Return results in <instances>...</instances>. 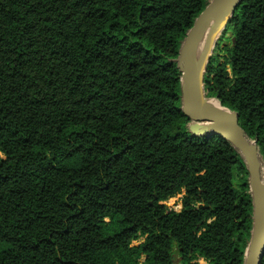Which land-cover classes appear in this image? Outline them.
Segmentation results:
<instances>
[{
	"label": "trees",
	"instance_id": "trees-1",
	"mask_svg": "<svg viewBox=\"0 0 264 264\" xmlns=\"http://www.w3.org/2000/svg\"><path fill=\"white\" fill-rule=\"evenodd\" d=\"M212 1L0 0V264H246V161L183 112L181 47ZM227 33L202 91L264 169V0Z\"/></svg>",
	"mask_w": 264,
	"mask_h": 264
},
{
	"label": "water",
	"instance_id": "water-1",
	"mask_svg": "<svg viewBox=\"0 0 264 264\" xmlns=\"http://www.w3.org/2000/svg\"><path fill=\"white\" fill-rule=\"evenodd\" d=\"M240 2L241 0H229L228 2L227 0H213L211 2L198 17L187 35L181 47L178 67L182 73L183 112L192 120L191 131L195 134L202 132L224 136L232 142L246 161L250 177V190L255 204V226L245 263L262 264L264 259V169L259 149L241 128L238 114L221 106L219 111H212L205 105L206 99L202 85L206 66L203 68L204 71L200 80L193 64L196 43L213 17L221 10L231 16ZM207 60L209 61V58ZM227 133L232 136L229 137Z\"/></svg>",
	"mask_w": 264,
	"mask_h": 264
},
{
	"label": "bare ground",
	"instance_id": "bare-ground-1",
	"mask_svg": "<svg viewBox=\"0 0 264 264\" xmlns=\"http://www.w3.org/2000/svg\"><path fill=\"white\" fill-rule=\"evenodd\" d=\"M228 1L229 0H227V2ZM228 16L229 15L226 12L222 10L219 11V13H217L210 21V23L207 25L208 27L204 29V31L202 32V34L198 39V42L196 43L195 50L193 53V64L195 70H197L198 72L200 80L204 71L202 67L204 68L205 66L204 63L206 64L205 60L207 59L210 51L214 49L213 47L219 37L218 32L220 28H222L221 25L225 24V21L228 18ZM204 103L212 111H219L221 109L220 105L215 100H205ZM227 135L229 137L232 136L230 133H227Z\"/></svg>",
	"mask_w": 264,
	"mask_h": 264
},
{
	"label": "rangeland",
	"instance_id": "rangeland-1",
	"mask_svg": "<svg viewBox=\"0 0 264 264\" xmlns=\"http://www.w3.org/2000/svg\"><path fill=\"white\" fill-rule=\"evenodd\" d=\"M230 17V16H229ZM227 20V19H226ZM226 23V21H225ZM223 25V26H222ZM218 32L219 34V37H218V40L216 41L215 45H214V49L212 51H210L208 58H210L212 55H215V56H224L225 55V50L227 46H230L232 43H231V39H230V33H227V34H224V29H225V24H222ZM205 60L206 64L208 62V60ZM221 60H222V57H221ZM206 64L204 63V65L206 66ZM203 65V66H204ZM203 69V67H202ZM203 71V70H202ZM0 156L3 157V155L0 153ZM263 175H264V170H263ZM185 195V191L183 190L180 195H177L176 197L170 199V201H168L169 205H179L181 204V207L179 209H177L176 212H180L183 208V204L181 201L182 200V197ZM181 198V200H180ZM143 241V238L139 239L137 242H134L133 244L135 245H138L140 242ZM146 256H141L140 257V261H141V264H147L146 263ZM194 264H208V262L204 259H198L194 262Z\"/></svg>",
	"mask_w": 264,
	"mask_h": 264
},
{
	"label": "built area",
	"instance_id": "built-area-1",
	"mask_svg": "<svg viewBox=\"0 0 264 264\" xmlns=\"http://www.w3.org/2000/svg\"><path fill=\"white\" fill-rule=\"evenodd\" d=\"M180 200H181V198H180ZM169 201H170V199H169ZM164 203L169 207L170 210H173V211H177V209H179L181 207V204H179V205H169L168 201L164 202Z\"/></svg>",
	"mask_w": 264,
	"mask_h": 264
}]
</instances>
